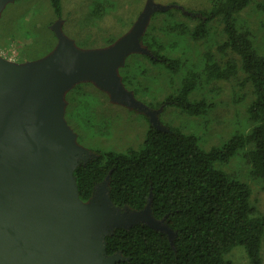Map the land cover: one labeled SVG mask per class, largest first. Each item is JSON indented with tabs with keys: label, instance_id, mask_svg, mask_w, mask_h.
<instances>
[{
	"label": "trees",
	"instance_id": "obj_1",
	"mask_svg": "<svg viewBox=\"0 0 264 264\" xmlns=\"http://www.w3.org/2000/svg\"><path fill=\"white\" fill-rule=\"evenodd\" d=\"M253 1L212 0L208 9L196 13L181 8L198 20L192 31L194 39L207 37L211 22L220 18L226 37L220 46L239 60L221 63L207 52L202 73L189 69L179 90L165 96L161 104L189 115L205 114L212 103L206 98L191 99L202 75L207 80H229L242 72L253 94L248 115L254 126L249 132L236 131L220 145L204 148L197 134L158 121L150 123L139 148H93L75 166L73 176L83 202L93 201L105 184L114 206L141 211L150 205L154 219L170 230L145 222L115 227L105 237L107 255L119 257L114 264H231L227 255L236 247L244 248L250 264H264V213L253 203L250 185L223 168L242 153L252 174L264 178V52L239 21L240 13ZM51 4L61 16V0H51ZM101 4L96 1L95 8L102 9ZM175 10H179L177 5H170L163 13L172 15ZM168 25L170 30L183 27ZM139 44L150 54L135 55L161 63L172 72L182 68L178 58L164 53L157 35L146 32Z\"/></svg>",
	"mask_w": 264,
	"mask_h": 264
},
{
	"label": "rangeland",
	"instance_id": "obj_2",
	"mask_svg": "<svg viewBox=\"0 0 264 264\" xmlns=\"http://www.w3.org/2000/svg\"><path fill=\"white\" fill-rule=\"evenodd\" d=\"M96 1L104 3V7L97 10ZM148 2L61 0L62 15L57 16L51 0H10L0 11V56L19 66H31L48 58L59 45L54 28L59 21L63 35L78 49H108L131 32ZM153 3L165 7L177 5L179 10L172 15L162 10L155 12L143 34L157 35L164 53L178 58L183 65L180 71L172 72L161 63L135 55L145 54L143 52H131L117 71L124 91L155 113V121L197 134L204 148L220 145L236 131L249 132L254 126L248 115L253 94L250 84H245L242 72L229 80H207L202 75L191 99L206 98L212 103V108L205 114L189 115L174 106L161 105L165 96L179 90L189 69L202 73L207 52H212L221 63L238 61L239 57L220 46L226 38L220 18L211 22L207 37H192L198 20L195 15L188 17L181 8L196 13L208 9L212 0H153ZM239 21L242 27L251 31L259 51L264 52V0H254L240 13ZM169 23L183 27L170 30ZM87 79L70 82L62 92L63 119L73 132L76 146L83 148L86 155L93 148L114 151L139 148L153 123L151 113L132 107L123 99L116 100L111 90L97 84V79ZM223 168L250 185L253 203L264 213V178L252 174L244 154L233 156ZM262 252L264 258V241ZM227 259L231 264H250L243 247L234 248Z\"/></svg>",
	"mask_w": 264,
	"mask_h": 264
},
{
	"label": "water",
	"instance_id": "obj_3",
	"mask_svg": "<svg viewBox=\"0 0 264 264\" xmlns=\"http://www.w3.org/2000/svg\"><path fill=\"white\" fill-rule=\"evenodd\" d=\"M8 1L0 0V11ZM169 7L149 0L131 32L108 49H78L59 21V45L48 58L19 66L0 56V264H114L119 257L107 255L105 237L115 227L145 222L170 232L150 205L141 211L114 206L105 184L93 201L80 199L73 172L88 155L63 119L62 95L74 80L97 79L116 100L158 123L124 91L117 71L129 53L150 54L139 39L152 15Z\"/></svg>",
	"mask_w": 264,
	"mask_h": 264
}]
</instances>
